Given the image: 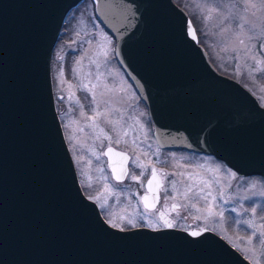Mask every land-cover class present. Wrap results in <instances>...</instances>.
<instances>
[{
  "label": "water",
  "instance_id": "obj_1",
  "mask_svg": "<svg viewBox=\"0 0 264 264\" xmlns=\"http://www.w3.org/2000/svg\"><path fill=\"white\" fill-rule=\"evenodd\" d=\"M85 1L0 0V264H253L210 229L193 237L197 230L113 226L85 194L52 75L65 20ZM93 1L158 144L264 178V105L218 71L187 10L175 0ZM108 157L112 171L127 170L114 151ZM158 182L157 173L143 194L155 205Z\"/></svg>",
  "mask_w": 264,
  "mask_h": 264
},
{
  "label": "rangeland",
  "instance_id": "obj_2",
  "mask_svg": "<svg viewBox=\"0 0 264 264\" xmlns=\"http://www.w3.org/2000/svg\"><path fill=\"white\" fill-rule=\"evenodd\" d=\"M179 1L202 23L205 45L216 64L243 80L264 101V9L259 7L264 0ZM251 4L257 7H246ZM208 8L217 11L209 16ZM65 22L68 40L56 50V60H59L55 67L56 96L83 182L88 190L96 191L92 196L103 205L105 212L119 226L146 221L159 225L157 212L144 210L131 177L132 181L119 183L108 172L103 150L110 137V140L130 143L136 152L134 161L146 166L133 165L131 176H139L141 183L153 160L164 170L166 182L162 196L168 202L181 205L171 211L174 220L182 219L185 227L218 231L232 245H237L253 264H264L261 244L264 236H260L264 232V178L241 176L223 161L204 154L164 151L154 157L148 141L140 139L148 124L142 107L135 102V87L117 61L114 37L95 16L94 1L87 0L77 6ZM217 168L219 171H209ZM230 172L236 176L233 178ZM205 181L209 182L208 186ZM189 185L192 191L186 198L183 194ZM200 188H204L202 193ZM209 192L211 196L205 201L203 196ZM185 204L187 208L183 207ZM192 204L196 207L192 208ZM209 205L214 214L204 219ZM253 208L257 209L255 213L251 211ZM196 216L201 218L195 219ZM248 220L254 226L244 223ZM253 232L257 235L253 236Z\"/></svg>",
  "mask_w": 264,
  "mask_h": 264
},
{
  "label": "flooded vegetation",
  "instance_id": "obj_3",
  "mask_svg": "<svg viewBox=\"0 0 264 264\" xmlns=\"http://www.w3.org/2000/svg\"><path fill=\"white\" fill-rule=\"evenodd\" d=\"M245 85V84H244ZM247 88H249L254 94H256L250 87H248L247 85H245ZM136 90V89H135ZM136 94H137V96H136V98H135V102H136V104L137 105H139L140 107H142V109H143V112H144V115H145V118H146V120H147V124H148V126L146 127V132H144V136H142L140 139L142 140H145V142L147 143V141H148V144L150 145V147H151V150L150 151H152V152H154V154H155V156L154 157H156V156H159V154L162 152H164V151H181V152H186V153H189V154H195V155H203V154H198V153H195V152H189V151H186V150H173V149H167V148H162L159 144H158V142H157V139H156V136H155V129H154V127H153V125H152V121H151V119H150V117H149V115H148V110H147V107H146V104L142 101V99H141V97H140V95L137 93V91H136ZM257 95V94H256ZM258 96V98L260 99V101H261V103L264 105V101L262 100L263 98L260 96V95H257ZM59 104V106L57 105V109H58V112H59V115H60V119H61V122H62V125H63V128H64V131H65V123H64V117H63V114H62V111H61V106H60V103H58ZM111 128H108V131H111L110 130ZM113 132V131H112ZM111 132V133H112ZM142 132V131H141ZM113 134V133H112ZM65 136H66V133H65ZM66 140H67V142H68V146H69V148H70V151H71V153H72V155H73V158H74V161H75V164H76V167H77V171H78V175H79V179H80V182H81V185H82V187H83V190H84V192L86 193V195L88 196V197H90L91 199H93V200H95L97 203H98V205H99V207H100V209H101V212H102V214H103V216L105 217V219L110 223V224H112V225H115L116 227H120V228H123V229H128V228H134V227H149V228H152V229H160V228H165L164 226H163V222L162 221H160L159 219V225H152V224H150L148 221H146V222H140V223H137V224H135V225H132V226H119L118 225V221H114V220H112V218H111V216H109L108 215V212L106 211L105 212V210H104V208L102 207V205L99 203V201L97 200V199H95L93 196H92V194L93 195H95L96 194V191L95 190H88L87 188H86V185L84 184V182H83V178H82V175H81V172H80V169H79V167H78V165H77V160L75 159V157H74V154H73V152H72V149H71V146H70V143H69V141H68V139H67V136H66ZM116 141H117V139H113V140H109V141H107L106 142V144H105V147H104V150H103V153H105V152H107V149H108V147L110 146V147H112V149H113V151L115 152V153H121L122 155H116V160H115V163L118 165V166H124V164H125V166L127 165V170H128V173H129V175H127V176H125L121 181H117L115 178H114V175H113V171H112V169H111V167H110V165H109V157H108V155H104V157H105V159H106V167H107V169H108V172H110V174H111V177H112V179L115 181V182H119V183H121V182H126V183H128L129 181H132L131 179H130V177H131V174H132V171H133V161L135 160V157H136V152L133 150V148H132V146H131V144L130 143H128V142H125V143H122L121 141H120V143L119 144H117L116 143ZM141 141L139 140V142H138V144L140 143ZM140 145V144H139ZM125 156H127L128 157V159H127V161L125 160ZM203 156H205V154L203 155ZM209 155H207V157H208ZM210 157V156H209ZM211 157H214V156H211ZM215 158V157H214ZM216 159V158H215ZM154 161H156V160H153V163H151V165H150V168H149V170H148V172H146L145 174H144V177H143V179H142V183H141V181H132L131 183L132 184H134V183H136V189H137V193H139V199H140V201H141V204H142V206H143V208H144V203H143V201L141 200V197L143 196V194L144 193H146V192H148V188H147V183H148V180L150 179V177H151V169H152V167H155L156 168V170H157V173H158V176H159V178H160V180H161V186H160V194H159V201L156 203V205H155V207L154 208H150V209H145L144 208V210L145 211H148V212H157V215H158V213H159V211H161V210H164V208H165V205L167 206V209H168V212H167V219H169V220H171V221H174V227H172V228H177V229H183V230H197V231H202V230H204V229H210V230H213V229H211V228H208V227H206V228H197V227H193V228H191L190 226H188V227H185V226H183L182 225V223H183V221H182V219H176V220H174L173 218H172V214H171V205L173 204V202L171 203V202H168V199H166L164 196H162L163 194V188H164V186H165V182H166V180H165V174H164V170H162L161 168H159L157 165H156V163H154ZM220 161V160H219ZM130 179V180H129ZM125 185V184H124ZM143 185V186H142ZM132 192H133V194H134V196H136V194H135V191L134 190H132ZM182 218V217H181ZM213 231H215V230H213ZM216 233H218L219 235H221V233L220 232H218V231H215ZM222 236V235H221Z\"/></svg>",
  "mask_w": 264,
  "mask_h": 264
},
{
  "label": "snow or ice",
  "instance_id": "obj_4",
  "mask_svg": "<svg viewBox=\"0 0 264 264\" xmlns=\"http://www.w3.org/2000/svg\"><path fill=\"white\" fill-rule=\"evenodd\" d=\"M246 7H257V5H255V4H251V5H247ZM259 7L262 8V9H264V2H262V3L259 5ZM215 11H217L216 8H208V14H209V16H211L212 13L215 12ZM188 31H189V34L192 36V38H193V39H196V30H195V28L192 27L191 21H189V23H188ZM262 31H264V22H262ZM240 43L243 44V40H241ZM262 46H264V45H262ZM61 75H62V74H61ZM97 115H99V113H97ZM101 131H102V130H101ZM70 139H71V138H70ZM108 139L110 140L111 138L108 137ZM116 143L119 144V143H120V140L118 139V140L116 141ZM112 152H113V149H112V147L109 146L108 149H107V152H105L104 155H109V154H111ZM116 155H122V154H121V153H116ZM124 158H125V160L128 159L127 156H125ZM97 159H99V156H97ZM89 163H91V161H89ZM133 164H134L136 167L146 168L145 165H143V164H137L136 161H133ZM100 171H103V169H100ZM209 171H219V169H218V168H217V169H209ZM229 171H230V170H229ZM113 173L115 174V179H116L117 181H121V180L123 179L124 176L129 175V173H128L127 170H124L122 173H116V169H115V168H113ZM83 174H84V175H87L86 173H83ZM141 175H143V172L141 173ZM190 175H191V174H190ZM230 175L234 178V177L236 176V173H234V172H230ZM131 179L134 180V181H139V180H140V177H139V176L132 175V176H131ZM88 180L90 181V180H91V177H88ZM154 180H157V170H156L155 167H152V169H151V178L148 180V191H149V192H153V191H154V189L152 188V184H153V181H154ZM208 185H209V182H208V181H205V186H208ZM88 186H91V185L89 184ZM142 186H143V185H142ZM160 186H161V185H160V183L158 182V183H157V189H159ZM105 187L107 188V185H106ZM172 187H173V190H175V183H174V182H172ZM191 191H192V185H189L187 191H186L183 195L187 198L188 192H191ZM203 191H204V188H200V192L202 193ZM209 196H211V192H209L207 195L203 196V199H204L205 201H207ZM172 199H175V198H172ZM213 199H215V197H213ZM141 200H142L143 203H144V208H145V209H150V208H154V207H155V203H150V198H149V196H148L147 194L144 195L143 197H141ZM156 200H157V202L159 201V196H157ZM102 207H103V205H102ZM180 207H181V205H179L178 203H173V204L171 205V211H176V210H177L178 208H180ZM183 207H184V208H187L188 205L185 204V205H183ZM191 207H192V208H195L196 205H195V204H192ZM198 211H199V210H198ZM251 211H252L253 213H255V212L257 211V209H256V208H253ZM167 212H168V209H167V206L165 205L164 210L159 211V213H158V219H159L160 221L163 222V226H164V227H166V228H172V227H174V221H171V220H169V219L166 218V217H167ZM213 214H214V213H213V211H212V207H211V205H209V207L207 208V215L204 216L203 218H204V219H207L208 216H212ZM177 215H179L178 212H177ZM220 215L222 216L223 213H220ZM145 218H147V217H145ZM200 218H201L200 216H196V217H195V219H200ZM128 223L131 224V223H133V221H132V220H128ZM244 223L248 224L249 226H254V225H253V221H251V220L244 221ZM114 226H115V225H114ZM206 230H207V229H205V231H206ZM201 234H202L201 231H192V232L190 233V235L193 236V237H198V236H200ZM252 235H253V236H256L257 233H256V232H253ZM260 236H264V232H261V233H260ZM258 239H259V237H258ZM261 244L264 245V240L261 241ZM233 246L236 247L237 245L234 244ZM246 251H251V249H247Z\"/></svg>",
  "mask_w": 264,
  "mask_h": 264
},
{
  "label": "trees",
  "instance_id": "obj_5",
  "mask_svg": "<svg viewBox=\"0 0 264 264\" xmlns=\"http://www.w3.org/2000/svg\"><path fill=\"white\" fill-rule=\"evenodd\" d=\"M176 2L188 11L190 17L192 18V20H193V22H194V24H195V26H196V29H197V32H198V36H199V41H200V43H201L204 47H206V49H208L207 46L205 45L204 37H203L202 31H201L202 23H200L199 21H197V20L194 18L195 16L193 17L192 13H191V12H190V11H189V10H188V9H187V8H186V7H185V6H184L179 0H176ZM66 25H67V22L64 23V27H63V30H62L61 36L59 37V40H58V42H57V45H56V48H55V51H54V57H53V74H54V70H55V67H56V61H57V62L59 61V60H56V58H55L56 50H57V48H59L61 45H63V43H66L67 40H68V37H66V36H67ZM209 52H210V51H209ZM210 58H211L212 62L215 64L216 68H217L220 72H222V73H224V74H227V75H230V76H232V77H234V78H237L235 75H233V74L231 73V71H229V70H226V71L222 70V69L216 64V62H215L214 58L212 57L211 53H210ZM59 65H60V63H59ZM237 79H238V80H241V79H239V78H237ZM241 82H242L243 84H245V82H244L243 80H241ZM54 86H55V85H54ZM55 93H56V89H55ZM56 102H57V105L59 106V104H58V103H59V99L57 98V96H56Z\"/></svg>",
  "mask_w": 264,
  "mask_h": 264
}]
</instances>
